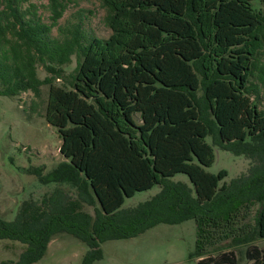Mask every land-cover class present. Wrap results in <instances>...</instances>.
I'll list each match as a JSON object with an SVG mask.
<instances>
[{
    "label": "trees",
    "instance_id": "obj_1",
    "mask_svg": "<svg viewBox=\"0 0 264 264\" xmlns=\"http://www.w3.org/2000/svg\"><path fill=\"white\" fill-rule=\"evenodd\" d=\"M72 1L48 0L45 22L31 0H0V95L38 97L49 85L45 118L67 159L40 179L56 182L51 192L23 200L12 220L0 215V239L27 245L0 264L35 263L60 234L83 242L81 264H94L106 240L189 219L197 264H237L233 250L210 255L202 244L208 222L241 206H255L253 236L235 241L264 238V0H98L107 37L82 18L59 24ZM207 136L248 158L247 171L219 185L227 173L205 170L215 159ZM177 173L190 184L171 180ZM245 255L264 264V249L249 244Z\"/></svg>",
    "mask_w": 264,
    "mask_h": 264
},
{
    "label": "rangeland",
    "instance_id": "obj_2",
    "mask_svg": "<svg viewBox=\"0 0 264 264\" xmlns=\"http://www.w3.org/2000/svg\"><path fill=\"white\" fill-rule=\"evenodd\" d=\"M31 1L38 6L43 21L49 22L48 0ZM104 15L105 10L98 0H76L68 4L59 24L65 25L82 18L87 31L107 37L110 29L104 23ZM56 32V27H53V35ZM75 63V56H72L71 62L64 66L66 72H70ZM45 74L43 68H37L39 78L42 79ZM48 90L49 85L44 84L38 97L31 91L18 96L0 95V215L6 220L15 217L23 200L39 198L45 192H51L56 182L45 183L40 179L57 164L67 160L59 152L57 128L45 118ZM206 141L213 146L215 159L205 170L213 174L220 170L227 173L219 185L247 171L249 159L244 155H235L215 146L210 136L206 137ZM171 180L190 184L184 173L175 174ZM159 191L160 186L154 185L147 191L136 192L133 197L125 199L123 207L134 206ZM254 215L255 206L250 209L241 206L228 220L208 222L205 227L206 243L202 244L205 247L203 253L215 255L233 250L237 264H256L246 258L245 250L249 244L264 249V238L252 239L251 243L235 241L236 235L253 236ZM196 245L194 219L178 224L160 223L132 238L102 242L103 257L94 264H197L203 249L191 256L197 252ZM26 248V244L17 240L0 239V261L16 260ZM87 249L74 236L60 234L49 242L44 256L32 264H81Z\"/></svg>",
    "mask_w": 264,
    "mask_h": 264
}]
</instances>
